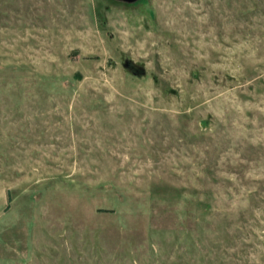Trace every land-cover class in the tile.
<instances>
[{
  "label": "rangeland",
  "instance_id": "obj_1",
  "mask_svg": "<svg viewBox=\"0 0 264 264\" xmlns=\"http://www.w3.org/2000/svg\"><path fill=\"white\" fill-rule=\"evenodd\" d=\"M0 264H264V0H0Z\"/></svg>",
  "mask_w": 264,
  "mask_h": 264
},
{
  "label": "water",
  "instance_id": "obj_2",
  "mask_svg": "<svg viewBox=\"0 0 264 264\" xmlns=\"http://www.w3.org/2000/svg\"><path fill=\"white\" fill-rule=\"evenodd\" d=\"M123 65L133 74L137 75V76H141L144 73V70L142 67L137 66L135 64H133L131 61H124Z\"/></svg>",
  "mask_w": 264,
  "mask_h": 264
}]
</instances>
